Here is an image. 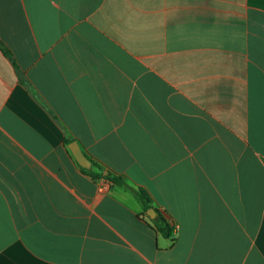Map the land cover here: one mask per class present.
<instances>
[{"label": "crops", "instance_id": "obj_1", "mask_svg": "<svg viewBox=\"0 0 264 264\" xmlns=\"http://www.w3.org/2000/svg\"><path fill=\"white\" fill-rule=\"evenodd\" d=\"M0 43V264H264V0H0Z\"/></svg>", "mask_w": 264, "mask_h": 264}, {"label": "trees", "instance_id": "obj_2", "mask_svg": "<svg viewBox=\"0 0 264 264\" xmlns=\"http://www.w3.org/2000/svg\"><path fill=\"white\" fill-rule=\"evenodd\" d=\"M0 46L4 49V52L9 55V51L4 48V45L0 43ZM83 171L88 172L87 170L83 169ZM100 179H105L113 184H117L119 186H125V184L122 181H115L112 180L110 177H100L97 180ZM132 193L134 195V197L142 204L144 211L148 212L149 210L152 209V201L150 199V196L148 195V193L142 189H132ZM155 227H154V231H156L157 233H159L160 235H162L163 237L166 238H171L172 233H173V229L171 228V226L167 223V221L163 218V216L159 215L158 219L155 221Z\"/></svg>", "mask_w": 264, "mask_h": 264}, {"label": "water", "instance_id": "obj_3", "mask_svg": "<svg viewBox=\"0 0 264 264\" xmlns=\"http://www.w3.org/2000/svg\"><path fill=\"white\" fill-rule=\"evenodd\" d=\"M71 153L73 154L74 158L76 159V161L78 162V164L84 168V169H91L92 164L89 161L88 157L80 150L79 146L77 145V143H73L69 146ZM149 216H151L152 214H156L154 210H150L148 212ZM151 218H153L151 216Z\"/></svg>", "mask_w": 264, "mask_h": 264}, {"label": "built area", "instance_id": "obj_4", "mask_svg": "<svg viewBox=\"0 0 264 264\" xmlns=\"http://www.w3.org/2000/svg\"><path fill=\"white\" fill-rule=\"evenodd\" d=\"M103 180H105V179H103ZM107 181V180H106ZM109 182V181H108Z\"/></svg>", "mask_w": 264, "mask_h": 264}]
</instances>
